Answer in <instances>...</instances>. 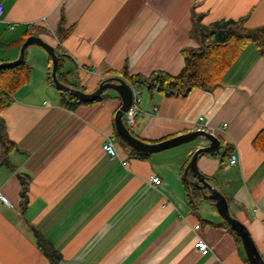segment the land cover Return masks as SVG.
<instances>
[{"label": "crops", "instance_id": "0c3cea01", "mask_svg": "<svg viewBox=\"0 0 264 264\" xmlns=\"http://www.w3.org/2000/svg\"><path fill=\"white\" fill-rule=\"evenodd\" d=\"M0 4V61L16 59L25 33L41 28V37L62 53L60 72L88 93L124 70L177 75L182 49L198 46L190 37L195 22L245 17L249 28L264 25V0ZM62 14L65 35L57 29ZM25 59L31 80L0 114L3 133L16 144L7 155L0 146V191L9 200L0 201V264H250L214 200L184 178L193 152L207 140L134 156L115 135L117 91L105 90L109 98L102 102L68 107L51 81L50 57L27 48ZM142 91V111L128 127L139 139L155 143L197 129L218 137L219 150L200 154L197 167L224 195L264 261V148L255 141L264 130V55L249 44L213 89L186 96ZM107 136L115 137L116 156L102 148ZM153 174L160 184H152ZM37 232L57 251V263ZM198 239L209 245L207 254L194 247Z\"/></svg>", "mask_w": 264, "mask_h": 264}, {"label": "trees", "instance_id": "16d2710c", "mask_svg": "<svg viewBox=\"0 0 264 264\" xmlns=\"http://www.w3.org/2000/svg\"><path fill=\"white\" fill-rule=\"evenodd\" d=\"M64 22V16L62 14L57 29L58 32L64 31L65 35L67 31L64 28ZM42 32L43 29L41 28L27 31L21 39V44L28 36H41ZM190 37L198 43V46L182 49L184 66L177 75L173 76L161 70L152 71L148 76L138 73L128 75L127 70H124L121 72V77L125 78L131 84L138 85L147 92L158 91L167 96H186L195 88L213 89L218 86L224 75L249 44L254 45L256 50L261 55H264V25L249 28L245 25V17L238 19H219L208 25L195 22L190 30ZM55 48L58 51V77L60 81L66 85L76 87L75 84L70 83L65 78V73L60 72L61 61L63 60L61 57L62 53L57 47ZM31 72L32 67L27 63L26 59L17 66L0 68V114L11 103L13 94L19 88L30 82ZM60 92L63 103L68 107H73L76 104L95 102H83L68 92ZM108 98L109 95L103 93L97 98L96 102H102ZM115 135L117 138H120L116 132ZM136 137L138 138V136ZM255 141L260 148H264V130L258 133ZM0 146L2 155H7L16 147L15 142L3 133L1 116ZM131 154L140 157H146L148 155L146 152H141L133 148L131 149ZM231 230L240 242L235 231L232 228ZM37 242L46 250L49 258L57 263L60 256L55 248L47 243L39 232H37Z\"/></svg>", "mask_w": 264, "mask_h": 264}, {"label": "water", "instance_id": "95a60500", "mask_svg": "<svg viewBox=\"0 0 264 264\" xmlns=\"http://www.w3.org/2000/svg\"><path fill=\"white\" fill-rule=\"evenodd\" d=\"M32 44L41 46L48 53L51 60V81L58 90L68 92L78 100L83 102H91L96 100L107 89H113L119 93L121 97V105L117 109L114 116L115 128L120 139L131 148L141 152L153 153L193 141L197 138H204L205 140H207L209 143L206 146H201L193 152L187 165L184 168V178L191 187L196 188L201 192L204 199L214 200V205L220 216L239 237L249 263L264 264V261L259 251L257 250L256 245L252 240V237L246 226L231 214L228 202L224 195L210 184L209 178L202 174L197 167V160L200 154H210L219 150L221 144L215 134L205 129H197L155 143H147L137 138L131 133L124 122V113L130 107L133 98V90L131 84L121 76H112L102 80L98 87L94 91L89 93L66 85L65 83L61 82L58 77V51L53 45L48 43L41 36H28L20 45L17 58L11 61H0V68L13 67L21 64L25 60L26 50L28 46ZM205 191H207L208 193H206Z\"/></svg>", "mask_w": 264, "mask_h": 264}, {"label": "built area", "instance_id": "2783aa9c", "mask_svg": "<svg viewBox=\"0 0 264 264\" xmlns=\"http://www.w3.org/2000/svg\"><path fill=\"white\" fill-rule=\"evenodd\" d=\"M3 14V6L0 4V18ZM132 90H133V98L130 107L127 109V111L124 113V122L127 127H132L136 122V117L141 113V103L143 99V91L142 88H140L136 84H131ZM203 119L202 117L200 118ZM225 126V124H224ZM114 136H107L102 144L103 150L111 156H116L117 152L114 145ZM237 163V156L235 154H231L229 159V164L235 165ZM150 180L153 185H158L161 183V179L157 175H151ZM0 201L6 205H9L8 198L0 191ZM199 225H196L195 228H198ZM194 247L201 253V254H207L209 252V245L203 241L202 239H198L194 243Z\"/></svg>", "mask_w": 264, "mask_h": 264}, {"label": "rangeland", "instance_id": "374dc122", "mask_svg": "<svg viewBox=\"0 0 264 264\" xmlns=\"http://www.w3.org/2000/svg\"><path fill=\"white\" fill-rule=\"evenodd\" d=\"M28 48H30V50L35 49L36 51H37V50H40L41 52H45V53L47 54V56H49L48 53L45 51V49L42 48V47L39 46V45L32 44V45H29ZM35 56H36V57H39L38 54H35ZM26 59H27V57H26ZM33 59H35V58H33ZM30 60H31V57L28 59V62H29ZM34 66H35V67H36V66H37V67H38V66L40 67V64L35 62ZM55 88H56V87H55Z\"/></svg>", "mask_w": 264, "mask_h": 264}]
</instances>
